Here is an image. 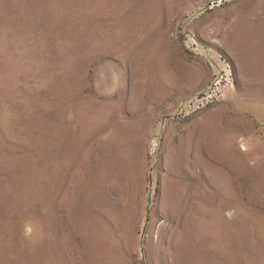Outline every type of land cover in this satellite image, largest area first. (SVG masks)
<instances>
[{"label":"rangeland","instance_id":"obj_1","mask_svg":"<svg viewBox=\"0 0 264 264\" xmlns=\"http://www.w3.org/2000/svg\"><path fill=\"white\" fill-rule=\"evenodd\" d=\"M0 264H264V0H0Z\"/></svg>","mask_w":264,"mask_h":264}]
</instances>
